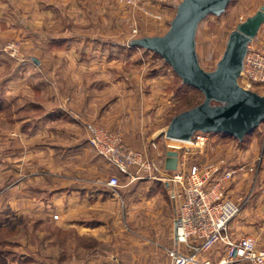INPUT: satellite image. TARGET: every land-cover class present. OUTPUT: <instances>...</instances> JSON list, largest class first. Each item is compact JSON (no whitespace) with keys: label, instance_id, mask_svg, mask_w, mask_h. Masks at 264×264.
I'll use <instances>...</instances> for the list:
<instances>
[{"label":"rangeland","instance_id":"rangeland-1","mask_svg":"<svg viewBox=\"0 0 264 264\" xmlns=\"http://www.w3.org/2000/svg\"><path fill=\"white\" fill-rule=\"evenodd\" d=\"M51 2L58 8L47 7ZM238 3L232 0L221 16H208L198 27L196 50L206 71L216 68L230 33L244 18ZM69 4L75 7H65ZM144 4L149 14L118 0H0V264H48L45 254L55 263L60 261L59 220L56 215L53 222L46 220L42 209L60 190L63 176L80 175L76 170L81 162L68 159L69 154L60 148L72 142L67 132L87 131L78 112L82 96H87L81 94L84 88L85 92L93 88L106 102L103 109L119 121L112 132L149 153L154 160L151 176L158 179L154 186L165 191L166 138L152 136L165 130L176 114L202 103L204 95L184 85L161 57L128 46L134 38L164 35L176 13L170 6ZM53 33L63 40L52 41ZM9 44L17 45V56H11ZM66 98L65 115L60 117L55 112L62 110L60 104ZM119 99L121 104L116 103ZM49 115L53 119L46 121ZM218 135L202 151L177 143L183 147L180 154H185L187 163L229 158L232 166L240 165L246 162L241 149L254 139L251 173L263 214L258 236L264 242V124L242 142ZM100 160L98 176L116 174L113 166ZM88 163H83L85 169ZM120 181L126 182L125 176ZM45 238L54 244L47 251ZM37 252H41L37 263L21 260L34 258Z\"/></svg>","mask_w":264,"mask_h":264},{"label":"crops","instance_id":"crops-1","mask_svg":"<svg viewBox=\"0 0 264 264\" xmlns=\"http://www.w3.org/2000/svg\"><path fill=\"white\" fill-rule=\"evenodd\" d=\"M237 2L244 11L242 12L243 20L264 6V0H237ZM47 7L54 10L58 8V5L52 3ZM65 7H75V4ZM51 38L52 41L63 40V36L56 37L54 33ZM251 45L264 51V24ZM89 89L88 92H85V88L82 90L81 94L87 93V96L86 98L82 96L83 102L79 104L80 108L78 106V112L87 124L88 133L76 130L67 132L66 135L72 142L60 148L61 152L69 154L68 159L81 162L82 165L76 170V174L80 175L63 176L64 181L61 183L60 190L54 196L51 195L48 208L42 202L45 207L42 209L43 217L53 222V216H59L58 225L62 232L59 246L60 261L55 263L50 254H45L46 262H50L48 264H170L171 260L167 251L181 246L175 234L177 205L166 193L167 184H163L165 193L154 186V181L158 179L142 178L131 182L125 177L126 182L117 189L103 185L102 180L106 178L98 176V164L101 160L89 144L88 140L92 131H89V128L103 126L112 131L118 126L116 122L119 123V121L103 109L106 102L97 96L95 90ZM67 101L68 98L60 104L62 110L58 109L55 112L60 114V117L65 115L63 106L67 104ZM117 102L121 104L122 99ZM27 118L29 117H20V120ZM52 119V115L45 118L46 121ZM163 132L164 130L157 131L152 137H162ZM211 135L214 136L210 140L217 141L216 137L219 135ZM255 144L253 139L252 144L241 149V157L246 160L241 164L253 166ZM150 153L152 154V151ZM222 159L226 161V167H232L227 162L229 158ZM83 163H88L86 169ZM163 168L165 169V157ZM113 173H117L115 169ZM253 177L251 171H246L234 176L230 183L228 194L236 202L243 204L241 214L232 223V229L236 235L247 232L258 233L257 225L260 223L262 210L259 207L258 194L253 192L255 186ZM251 180L254 181L253 188L250 185ZM54 201H58L59 206L56 207ZM47 240L49 239L45 238L46 251L54 245L48 244ZM37 253L33 255L34 258L22 257L21 260L37 263V257L41 255V252ZM220 254L221 250L215 249L204 255L202 259L217 262Z\"/></svg>","mask_w":264,"mask_h":264},{"label":"built area","instance_id":"built-area-1","mask_svg":"<svg viewBox=\"0 0 264 264\" xmlns=\"http://www.w3.org/2000/svg\"><path fill=\"white\" fill-rule=\"evenodd\" d=\"M131 7H139L149 14L144 2H153L176 8L182 0H118ZM143 5V6H141ZM159 18L158 15H154ZM242 21L243 18H241ZM241 21V22H242ZM136 33V30H134ZM8 49L17 56L19 48L9 44ZM240 84L264 95V51L248 46L244 58ZM256 88V89H255ZM209 133L196 132L189 140L166 138L168 150L178 152V167L167 171L169 194L177 205L175 234L180 247L167 251L170 264H264V242L256 232L234 234L232 223L242 212L243 204L236 202L228 194L234 176L246 171H254L253 166L240 164L226 167V161L187 163L180 144L202 151L210 141ZM172 142L168 144V142ZM180 143V144H177ZM89 144L98 156L116 169V174L103 179L108 188L121 187L120 176L131 182L142 178H153L154 160L146 150L128 145L123 136L103 127L91 131ZM153 148H157L153 144ZM165 170V169H164ZM55 219L58 216H54ZM221 250L219 260L202 259L213 250Z\"/></svg>","mask_w":264,"mask_h":264},{"label":"water","instance_id":"water-1","mask_svg":"<svg viewBox=\"0 0 264 264\" xmlns=\"http://www.w3.org/2000/svg\"><path fill=\"white\" fill-rule=\"evenodd\" d=\"M231 2L182 0L164 35L129 40V47L157 54L184 85L204 95L202 103L176 114L161 136L185 141L194 133L203 132L242 142L264 124V95L239 82L248 46L264 24V6L230 33L213 71L202 68L198 59L196 36L200 23L208 16H221ZM177 167L178 152L166 151L165 170L173 172Z\"/></svg>","mask_w":264,"mask_h":264},{"label":"trees","instance_id":"trees-1","mask_svg":"<svg viewBox=\"0 0 264 264\" xmlns=\"http://www.w3.org/2000/svg\"><path fill=\"white\" fill-rule=\"evenodd\" d=\"M130 48H133V47H130ZM134 49V48H133ZM137 49H139V48H137ZM142 50H144V51H147V50H145V49H142ZM147 52H150V51H147ZM153 53V52H152ZM155 54V53H154ZM157 55V54H156ZM158 56V55H157ZM168 65V64H167ZM255 132H256V130H255ZM254 132V133H255ZM240 142V141H239ZM30 261V260H29Z\"/></svg>","mask_w":264,"mask_h":264}]
</instances>
